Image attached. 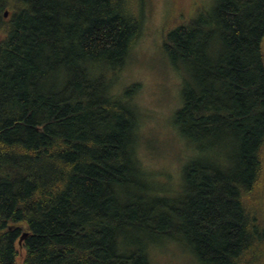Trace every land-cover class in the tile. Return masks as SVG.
I'll list each match as a JSON object with an SVG mask.
<instances>
[{"label": "trees", "instance_id": "16d2710c", "mask_svg": "<svg viewBox=\"0 0 264 264\" xmlns=\"http://www.w3.org/2000/svg\"><path fill=\"white\" fill-rule=\"evenodd\" d=\"M132 1L1 0L0 264H152L161 239L264 264V0H214L165 33L188 71L176 188L138 155L140 83L117 87Z\"/></svg>", "mask_w": 264, "mask_h": 264}, {"label": "rangeland", "instance_id": "374dc122", "mask_svg": "<svg viewBox=\"0 0 264 264\" xmlns=\"http://www.w3.org/2000/svg\"><path fill=\"white\" fill-rule=\"evenodd\" d=\"M213 2L142 0V32L117 80L121 90L131 83H140L133 96L141 120L138 155L145 168L155 172L157 180H164L173 188L178 186V179L181 180L182 168L193 147L174 125L175 114L184 101L183 88L188 71L170 61L163 42L168 29L193 18L202 5L210 7ZM151 261L152 264H201L193 253L170 239L153 244Z\"/></svg>", "mask_w": 264, "mask_h": 264}, {"label": "water", "instance_id": "95a60500", "mask_svg": "<svg viewBox=\"0 0 264 264\" xmlns=\"http://www.w3.org/2000/svg\"><path fill=\"white\" fill-rule=\"evenodd\" d=\"M5 16H8V11L5 12ZM22 238H23V237H22ZM22 238H21V239H22Z\"/></svg>", "mask_w": 264, "mask_h": 264}]
</instances>
